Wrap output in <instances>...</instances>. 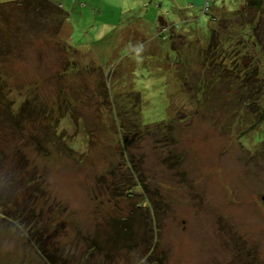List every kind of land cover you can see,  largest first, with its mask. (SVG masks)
Masks as SVG:
<instances>
[{"label":"rangeland","instance_id":"374dc122","mask_svg":"<svg viewBox=\"0 0 264 264\" xmlns=\"http://www.w3.org/2000/svg\"><path fill=\"white\" fill-rule=\"evenodd\" d=\"M52 3L0 20V264H264V10Z\"/></svg>","mask_w":264,"mask_h":264},{"label":"crops","instance_id":"0c3cea01","mask_svg":"<svg viewBox=\"0 0 264 264\" xmlns=\"http://www.w3.org/2000/svg\"><path fill=\"white\" fill-rule=\"evenodd\" d=\"M10 1H13V0H0V3L10 2ZM51 1L57 2L58 0H51ZM63 1H66V0H63ZM81 1H88V0H81ZM125 1H130V0H125ZM165 1H167L170 5V10H171L170 12L174 16V20L188 24V26H190L193 23V21H195L194 20L196 18L194 15L196 13L195 11H197L199 14V10H201L205 0H165ZM243 1L244 0H227V1L226 0L225 1L214 0L210 4V10H209L210 16L215 17L221 11L230 12V10H228L229 8L227 9V7L225 6V2L227 3L228 7L233 9L236 5H239ZM52 2H50V3L53 4ZM58 7H60V9L65 13V20L63 22V23H65L67 20L68 12L63 10L61 4H59ZM72 7H73V5H72ZM157 8L160 9L161 6L158 5ZM159 19L162 20L163 18H159ZM159 19H158L157 23L159 22ZM177 21H175V22H177ZM169 24H173V22H171Z\"/></svg>","mask_w":264,"mask_h":264},{"label":"trees","instance_id":"16d2710c","mask_svg":"<svg viewBox=\"0 0 264 264\" xmlns=\"http://www.w3.org/2000/svg\"><path fill=\"white\" fill-rule=\"evenodd\" d=\"M41 2V1H46L47 3H49V5L51 6V7H53L56 11H58L59 12V15L58 16H62V18L60 19V21H59V23L61 24V25H63V22H64V12L60 9V10H58L57 9V7L58 6H55V5H53V4H51L48 0H15V1H10V2H3V3H0V20H2V19H5L6 17H7V9L9 8V7H11V6H19V5H21L22 3H28V2ZM212 2H210L209 3V5H208V7H207V10H206V12H204V13H208L209 12V10H210V4H211ZM58 8H60V7H58ZM264 10V0H244L243 2H242V5L239 7V10H237L236 12H238L239 11V13L240 14H243L244 13V15L246 14V13H250L251 11H255V12H262ZM209 17H210V19H211V21H215V17H211L210 16V14L208 15ZM159 22H160V25H162L164 28H166L167 29V26L164 24V23H162V21L159 19ZM59 24V25H60ZM251 26H253L252 24H251ZM60 27V26H59ZM255 27V26H254ZM256 28H257V26L255 27V28H253V30H255L256 31ZM214 34V32L213 31H211V32H209V35H210V39L209 40H211V36ZM246 37H247V39L253 44V46H260V44H258V41H256L255 40V38H254V35H253V33H250V34H246ZM209 43V42H208ZM205 63V62H204ZM237 64L235 63L233 66L235 67ZM245 67H247L246 65H245ZM245 67H244V70H246L245 69ZM217 69H218V71H219V74H223V75H232V72L234 73V71H233V69H232V67L231 68H229V67H225V68H223L222 67V69H219V67L217 66ZM235 69H236V67H235ZM234 69V70H235ZM244 75H245V77L248 75L247 73H244ZM2 84H3V81H2V76L0 75V97H2L3 98V96L1 95V93H3V88H2ZM259 86V85H258ZM257 87V86H256ZM258 89H259V87H258ZM263 92H260L259 93V95H260V97L262 98V96L264 95V89L262 90ZM4 94V93H3ZM262 119H264V113H263V116H262V118H260V119H258V121H261Z\"/></svg>","mask_w":264,"mask_h":264},{"label":"built area","instance_id":"2783aa9c","mask_svg":"<svg viewBox=\"0 0 264 264\" xmlns=\"http://www.w3.org/2000/svg\"><path fill=\"white\" fill-rule=\"evenodd\" d=\"M213 1H214V0H205V1H204V8H203L202 13L206 12L209 3H210V2H213ZM162 31L165 32V31H166V28H163ZM163 38H164V37H163Z\"/></svg>","mask_w":264,"mask_h":264},{"label":"water","instance_id":"95a60500","mask_svg":"<svg viewBox=\"0 0 264 264\" xmlns=\"http://www.w3.org/2000/svg\"><path fill=\"white\" fill-rule=\"evenodd\" d=\"M261 201H262V203L264 205V196H262Z\"/></svg>","mask_w":264,"mask_h":264}]
</instances>
